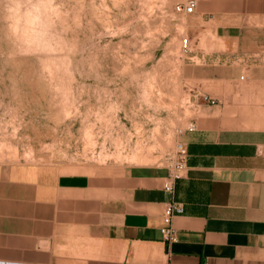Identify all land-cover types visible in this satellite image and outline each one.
Returning a JSON list of instances; mask_svg holds the SVG:
<instances>
[{
    "label": "crops",
    "instance_id": "obj_1",
    "mask_svg": "<svg viewBox=\"0 0 264 264\" xmlns=\"http://www.w3.org/2000/svg\"><path fill=\"white\" fill-rule=\"evenodd\" d=\"M195 14L182 74L196 130L175 194L160 166L98 176L0 164V264H264V0H202ZM172 200L184 213L169 245Z\"/></svg>",
    "mask_w": 264,
    "mask_h": 264
},
{
    "label": "rangeland",
    "instance_id": "obj_2",
    "mask_svg": "<svg viewBox=\"0 0 264 264\" xmlns=\"http://www.w3.org/2000/svg\"><path fill=\"white\" fill-rule=\"evenodd\" d=\"M190 1L0 0V164L169 171L196 116Z\"/></svg>",
    "mask_w": 264,
    "mask_h": 264
},
{
    "label": "built area",
    "instance_id": "obj_3",
    "mask_svg": "<svg viewBox=\"0 0 264 264\" xmlns=\"http://www.w3.org/2000/svg\"><path fill=\"white\" fill-rule=\"evenodd\" d=\"M197 1L192 0L187 5H178L177 10L186 14H194L197 8ZM182 48L187 52L191 49V43L188 38H185L181 42ZM244 79V77H242ZM200 99L207 105L216 106L218 101L210 98L207 95H201ZM187 130L194 132L196 130V124L190 123ZM187 148L184 142L177 145V151L174 156H170L167 161L169 162V171L164 184V191L167 194L174 195L176 192L177 182L184 178L187 173ZM184 213V206L174 200L167 203L164 208L163 219L165 227L161 229L164 241L171 245L178 242L177 231L173 226V219L175 216ZM170 264V263H167Z\"/></svg>",
    "mask_w": 264,
    "mask_h": 264
}]
</instances>
